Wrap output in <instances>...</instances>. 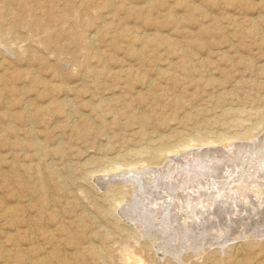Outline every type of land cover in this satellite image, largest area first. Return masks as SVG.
<instances>
[{
    "label": "rangeland",
    "instance_id": "374dc122",
    "mask_svg": "<svg viewBox=\"0 0 264 264\" xmlns=\"http://www.w3.org/2000/svg\"><path fill=\"white\" fill-rule=\"evenodd\" d=\"M263 120L264 0H0V264H264V226L177 260L117 212L177 192L215 222L264 191Z\"/></svg>",
    "mask_w": 264,
    "mask_h": 264
},
{
    "label": "bare ground",
    "instance_id": "6f19581e",
    "mask_svg": "<svg viewBox=\"0 0 264 264\" xmlns=\"http://www.w3.org/2000/svg\"><path fill=\"white\" fill-rule=\"evenodd\" d=\"M264 121V120H263ZM259 125V124H258ZM248 134V133H246ZM240 135V134H238ZM244 137V135L242 136H239V138H242ZM205 139V138H204ZM196 142H198L199 144L201 143H205L204 140L200 139V138H195V139H192ZM191 140V141H192ZM219 140V139H218ZM207 143V141H206ZM188 143H181L180 145H178V147H182V146H186ZM177 145V144H176ZM174 147V146H172ZM178 147H174L173 150L175 151V149L177 150ZM162 148V147H161ZM170 148V147H169ZM156 149V148H155ZM159 150L158 151H154L152 152L150 155L153 157V158H157L158 159V156L162 154V149L158 148ZM167 149V148H166ZM148 150V149H147ZM162 150V151H161ZM172 150V149H171ZM150 151V150H149ZM168 151V150H167ZM164 153V152H163ZM149 154V153H148ZM149 155V156H150ZM160 157V156H159ZM230 158V157H229ZM222 159V158H221ZM220 159V160H221ZM228 159V158H226ZM225 159V160H226ZM234 160V159H232ZM249 160V159H248ZM224 161V158L223 160ZM250 161V160H249ZM264 161V160H263ZM197 162V161H196ZM231 162V161H230ZM239 162V161H238ZM245 162V161H244ZM247 162V161H246ZM251 162V161H250ZM214 163V162H213ZM225 163V162H224ZM229 163V161H228ZM243 163V162H242ZM263 163V162H262ZM198 164V163H197ZM212 164V163H211ZM216 167V165L218 166V164L214 163ZM238 164V163H237ZM245 164V163H243ZM115 165V164H114ZM117 165V164H116ZM207 165V164H206ZM227 165V164H226ZM231 165V164H230ZM236 165V164H235ZM261 165V164H260ZM112 166V165H111ZM126 166V164H125ZM212 166V165H211ZM224 166V165H223ZM238 166V165H237ZM236 166V167H237ZM243 166V165H241ZM249 166V165H248ZM117 167V166H116ZM119 167V166H118ZM117 167V168H118ZM199 167V166H198ZM201 167V166H200ZM247 167V166H246ZM116 168V169H117ZM123 168V167H122ZM126 168V167H125ZM203 168L205 169V165H203ZM207 168V167H206ZM213 168V167H212ZM223 168V167H222ZM239 168V167H238ZM105 169V168H104ZM112 169V167L110 168ZM121 169V167H120ZM118 169V170H120ZM209 169V168H208ZM216 169V168H214ZM213 169V170H214ZM241 169V168H240ZM107 170V168H106ZM234 171V170H233ZM256 171V170H255ZM99 172V171H98ZM192 172V170H191ZM194 172V170H193ZM196 172V171H195ZM239 172V171H238ZM248 172V171H247ZM250 172V171H249ZM94 173V172H93ZM201 173V172H200ZM126 174V173H125ZM177 174V173H176ZM179 174V173H178ZM185 174V173H184ZM190 174V173H189ZM197 174V172H196ZM218 174V173H217ZM247 174V173H246ZM251 174H254L251 172ZM119 175L125 182L126 181H129L131 180L130 177H126L125 175H121V174H117ZM191 175V174H190ZM193 175V174H192ZM195 175V174H194ZM199 175V174H198ZM202 175V174H201ZM205 175V174H204ZM114 176L116 175H107L104 177L101 178V177H97L94 179V182L97 184V186L100 188V189H103L104 188V183L103 181L105 179H112ZM173 176V175H172ZM181 176L184 177L183 174H181ZM186 176V175H185ZM210 176V175H209ZM260 176V175H259ZM258 176V177H259ZM263 176V175H262ZM160 178V176H158ZM175 177V176H173ZM178 177V176H177ZM176 177V178H177ZM200 177V176H199ZM198 177V178H199ZM217 177V176H215ZM214 177V178H215ZM245 177V176H244ZM155 178H156V175H155ZM162 178V177H161ZM164 178V177H163ZM169 178V177H168ZM205 177H203L204 179ZM212 178H213V175H212ZM102 179V181L100 180ZM154 179V178H152ZM157 179V178H156ZM174 179V178H173ZM179 179V177H178ZM183 179V178H182ZM186 179V178H185ZM190 180V177L188 178ZM196 179V178H194ZM207 179V177H206ZM205 179V180H206ZM211 179V178H210ZM242 179V178H241ZM254 179V178H253ZM99 180L101 181V183L99 182ZM164 180V179H163ZM181 180V178H180ZM198 180V179H197ZM201 180V183H202V176L200 178ZM204 180V181H205ZM209 180V178H208ZM257 180V179H256ZM158 181V180H157ZM162 181V179L160 180ZM169 181V180H168ZM178 181V180H176ZM174 181V182H176ZM218 181V180H217ZM238 181V180H237ZM258 181V180H257ZM146 183H148L147 181H145ZM167 182V181H166ZM173 182V181H172ZM173 182V183H174ZM181 182H185L184 180ZM200 182V181H199ZM210 182V181H209ZM214 182V181H213ZM160 184V182H158ZM164 184V182H162ZM168 184L171 183V182H167ZM178 183V182H177ZM186 183V182H185ZM194 183V182H193ZM196 183V182H195ZM200 183V184H201ZM206 183V182H204ZM239 183V182H238ZM151 184V183H150ZM157 184V183H156ZM183 184V183H182ZM232 184V183H231ZM262 184V183H261ZM131 185V184H130ZM139 185V184H138ZM166 185V184H164ZM164 185H161V186H164ZM174 185V184H173ZM172 185V186H173ZM178 185V184H176ZM187 185V183H186ZM190 185V184H189ZM194 185V184H192ZM235 185V184H234ZM243 185V184H242ZM255 185V184H253ZM140 186H143V188H145L144 185H140ZM170 186V185H169ZM181 186V185H180ZM191 186V185H190ZM236 186V185H235ZM262 186V185H261ZM152 187V186H151ZM153 187H156L155 185ZM182 187V186H181ZM212 187V186H211ZM248 187V186H247ZM259 187V186H258ZM142 188V189H143ZM157 188H160L157 186ZM173 188V187H172ZM183 188V187H182ZM181 188V189H182ZM207 188V187H206ZM234 188V187H233ZM232 188V190H233ZM249 188V187H248ZM247 188V189H248ZM257 188V187H256ZM261 188V187H260ZM133 189V188H132ZM146 191L144 190L145 193L149 194L150 196L152 194L155 193L154 189H148L145 188ZM167 189V188H166ZM171 189V188H170ZM175 189V188H174ZM179 189V188H178ZM180 189V191H181ZM189 189V188H188ZM186 188H183L182 190H188ZM192 189V188H191ZM226 189V187H225ZM228 189V188H227ZM250 189V188H249ZM248 189V190H249ZM172 190V189H171ZM177 190V189H176ZM175 190V191H176ZM194 190V189H193ZM219 190V189H218ZM221 190V189H220ZM223 190V189H222ZM231 190V191H232ZM258 189H252L250 190V192H252V194H255V196L251 197V194L249 195V193L247 192L246 188H243L241 189L240 187H235L234 188V191H236V194H233L232 192L228 193L229 192V189H228V192L227 194H225V196L227 197V201H223V200H220V199H209L207 200L205 198L204 202H206V204L210 205V206H214L213 208V211H210V213L208 214H213L216 216V221L215 222H209V220L211 221V219L207 220V216H206V219L205 221H200L199 223L196 221L195 222V218H198V214H195L193 213L191 215L187 214L184 216V219H183V223H181L182 221H180V216L181 214L177 212V202L180 203V201L183 200V198L186 196V195H181L180 193H177L175 194V197H176V200L177 202L173 201V203H167L166 201H163L161 202L160 204L156 202V206L151 209L149 207H147V201H149V198H146L144 195L145 198H141L142 196H137L135 195L134 198H129V201H126L125 204H123L122 206H120L118 208V215L119 217L122 219V221L124 223H126L127 225L131 226V227H137L138 230H139V234L137 233V231L135 229H132L134 231V233H136V235H138L137 238L139 239H144L146 241H151L150 244L148 242V244H144V245H151L153 246L152 248L155 249V251L157 252L156 255L162 257V256H165V255H168L169 257H174L173 259H177L179 258V256L181 255L182 251L184 250L185 251V248H187L186 246H192L193 249L195 250H198L200 248H203L204 245H208V244H214L215 242H213V240H215L216 238V234L217 232L216 229H218L219 227L221 228V226H225L224 228V232L225 235H224V239L226 237H228L229 239H227L226 241L230 240V237H231V234H235L236 233V226L241 223L242 227H243V231H239L240 235L239 237H243V233L245 231V233H247L248 231H250L252 228H256L258 232H260L261 230L259 228L263 227L264 226V191L261 190V191H257ZM260 190V189H259ZM174 191V190H173ZM199 191V190H198ZM202 191V190H201ZM217 191V190H216ZM225 191V190H224ZM143 192V191H141ZM182 192V191H181ZM187 192V191H186ZM203 192V191H202ZM214 192V191H213ZM137 193V192H136ZM175 193V192H174ZM190 193V191H189ZM195 193V192H194ZM193 193V194H194ZM209 193V192H208ZM212 193V192H211ZM221 193V192H220ZM156 194V193H155ZM186 194V193H185ZM207 194V193H205ZM213 194V193H212ZM219 194V193H218ZM134 195V194H133ZM140 195V194H138ZM163 195V194H162ZM198 195V193H197ZM210 195V194H209ZM235 195H239V198L242 196L243 198H241L242 200L243 199H248L249 202V206L247 207H244L242 204L239 211H237V215L233 216L232 215V212L230 213L229 208L231 206H233V204H235L234 202V199H235ZM157 196H158V193H157ZM193 196V195H192ZM201 196V194H200ZM206 196V195H204ZM203 196V197H204ZM215 196V195H213ZM223 197V194L221 195ZM220 196V197H221ZM224 196V197H225ZM170 197V196H169ZM172 197V196H171ZM202 197V196H201ZM214 198V197H213ZM174 199V198H173ZM171 199V200H173ZM194 199V198H193ZM195 199H198L195 197ZM230 200V201H229ZM240 200V199H239ZM245 200V201H246ZM124 201V199H123ZM156 201V199H155ZM160 201V200H159ZM195 201V200H194ZM197 201V200H196ZM229 201V202H228ZM257 201V203H256ZM190 202V201H189ZM198 202V201H197ZM197 202L195 204H197ZM146 203V205H145ZM193 203V202H192ZM200 203V202H199ZM246 203V202H245ZM194 204V203H193ZM219 204V206H217ZM152 205V204H151ZM246 205V204H244ZM180 206V205H179ZM188 206V205H187ZM195 206V205H194ZM193 206V207H194ZM205 206V205H204ZM212 206V207H213ZM238 206L239 203H238ZM196 207V206H195ZM207 207V206H206ZM205 207V208H206ZM209 207V206H208ZM235 207V206H233ZM231 207V209L233 208ZM237 207V206H236ZM117 208V207H116ZM181 208V206H180ZM189 208V206H188ZM192 208V207H191ZM197 208V207H196ZM201 209H203L202 207H200ZM239 208V207H238ZM184 209V207H183ZM186 209V208H185ZM182 210V211H185ZM234 209V208H233ZM196 210V209H195ZM194 210V211H195ZM198 210V209H197ZM208 209H206L207 211ZM210 210V209H209ZM208 210V211H209ZM200 211V210H199ZM189 212V211H188ZM198 213V211H197ZM203 213V212H202ZM183 216V215H182ZM212 216V215H211ZM155 218V219H154ZM211 218V217H210ZM203 219V220H204ZM215 220V219H214ZM197 223V224H196ZM136 228V229H137ZM240 228V226H239ZM131 231V232H133ZM130 232V231H129ZM213 232V233H211ZM238 233V232H237ZM219 234V233H218ZM216 235V236H215ZM135 236V235H134ZM233 237V236H232ZM218 239V238H217ZM216 239V241H217ZM253 240V239H252ZM224 241V242H226ZM222 242V241H221ZM147 243V242H145ZM217 244H220L219 242H217ZM145 246V247H147ZM151 248V247H150ZM151 248V249H152ZM239 249V248H238ZM237 249V250H238ZM241 249V248H240ZM244 249V248H243ZM242 249V250H243ZM202 250V249H201ZM183 251V252H184ZM127 254V253H126ZM123 256H126V255H123ZM166 258V257H165ZM30 259V258H29ZM136 259V258H135ZM138 259V258H137ZM129 260V259H127ZM141 260V258L139 259ZM45 261V260H44ZM47 261V260H46ZM133 262V260H132ZM134 263V262H133ZM53 264V262H52ZM136 264V263H135ZM256 264V263H255ZM260 264V263H258Z\"/></svg>",
    "mask_w": 264,
    "mask_h": 264
}]
</instances>
